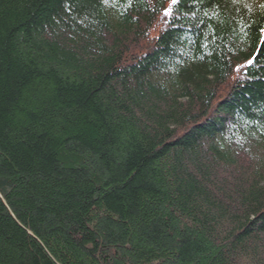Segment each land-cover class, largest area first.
Returning a JSON list of instances; mask_svg holds the SVG:
<instances>
[{
	"label": "trees",
	"instance_id": "1",
	"mask_svg": "<svg viewBox=\"0 0 264 264\" xmlns=\"http://www.w3.org/2000/svg\"><path fill=\"white\" fill-rule=\"evenodd\" d=\"M264 0H0V264H264Z\"/></svg>",
	"mask_w": 264,
	"mask_h": 264
},
{
	"label": "snow or ice",
	"instance_id": "2",
	"mask_svg": "<svg viewBox=\"0 0 264 264\" xmlns=\"http://www.w3.org/2000/svg\"><path fill=\"white\" fill-rule=\"evenodd\" d=\"M172 3L173 4H176L177 3V0H172ZM262 7H264V5H262Z\"/></svg>",
	"mask_w": 264,
	"mask_h": 264
}]
</instances>
